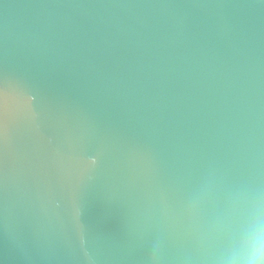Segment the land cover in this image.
Listing matches in <instances>:
<instances>
[{
	"label": "water",
	"instance_id": "obj_1",
	"mask_svg": "<svg viewBox=\"0 0 264 264\" xmlns=\"http://www.w3.org/2000/svg\"><path fill=\"white\" fill-rule=\"evenodd\" d=\"M0 87V264L264 259V0H0Z\"/></svg>",
	"mask_w": 264,
	"mask_h": 264
},
{
	"label": "snow or ice",
	"instance_id": "obj_2",
	"mask_svg": "<svg viewBox=\"0 0 264 264\" xmlns=\"http://www.w3.org/2000/svg\"><path fill=\"white\" fill-rule=\"evenodd\" d=\"M3 98H4V93H3L2 87H0V101H2ZM93 162H95V161L93 160ZM246 238L251 240L252 244L254 245V249H255V252L257 253V255H264V232L258 233L256 235L250 236V237H246L245 233L242 232L238 236L236 243L240 244Z\"/></svg>",
	"mask_w": 264,
	"mask_h": 264
},
{
	"label": "clouds",
	"instance_id": "obj_3",
	"mask_svg": "<svg viewBox=\"0 0 264 264\" xmlns=\"http://www.w3.org/2000/svg\"><path fill=\"white\" fill-rule=\"evenodd\" d=\"M250 264H264V259H257L255 261L250 262Z\"/></svg>",
	"mask_w": 264,
	"mask_h": 264
}]
</instances>
